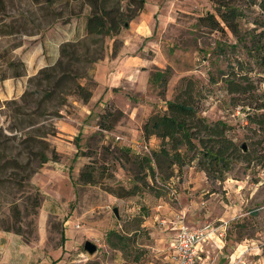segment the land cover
Here are the masks:
<instances>
[{"label":"rangeland","instance_id":"rangeland-1","mask_svg":"<svg viewBox=\"0 0 264 264\" xmlns=\"http://www.w3.org/2000/svg\"><path fill=\"white\" fill-rule=\"evenodd\" d=\"M2 1L0 34L14 31L18 34L1 37L0 49L21 40L23 36L19 33L33 32L34 16L35 24L42 23V29L58 19L55 13L41 17L46 11L35 10L28 0ZM145 4L143 11L118 36L89 46L90 57L99 60L74 68L83 78L80 82L91 83L96 90L97 67L107 59L112 64L111 72H121L118 89L108 93L101 90L102 96L91 105L73 96H61V90L43 99L60 74L68 72L58 69L46 85L32 82L27 93L33 94L24 100L20 97L0 101V150L6 148L9 156L26 166L24 170L10 168L5 162L8 157L0 156L1 166L6 164L0 170V235L28 240L39 237L38 221L43 214V232L45 237L52 238L50 244H57L55 237L63 235L71 243L76 240L75 248L84 251L83 243L90 241L97 251L93 255L84 251L92 259L86 264H112L120 262L121 256L104 245L106 233L111 229L122 230L141 206L148 210L143 224L154 221L158 214L155 208L162 203L168 208L167 215L163 213L162 217L177 226L218 227L226 223L219 254L224 259H220V264L235 254L239 246L248 250L247 264H264V133L250 123L248 115L254 114V110L233 106L223 82L232 71L229 65H233L236 82L247 87L244 80L248 79L256 102L264 105V59L250 39L252 36L260 39L261 53L264 52L262 13L257 6L244 7L240 29L245 41L237 44L231 34L225 37L196 26L197 17L214 11L210 0H148ZM234 44L236 48H230ZM80 51L78 56L86 55L83 49ZM167 68L170 76L166 89L149 82L152 73ZM182 78L196 81L194 99L198 113L209 122L225 123L226 135L237 146L238 155L247 157L233 162L223 180L208 178L193 164L182 169L171 188L156 185L162 193L159 199H154L146 189L128 199H113L111 195L109 198L105 187L118 184L127 187L134 175L132 167L119 158V149L139 153L146 143L137 137V131H142L152 114L165 110L166 101L173 99ZM235 96L241 98L244 94ZM83 104L90 113L82 109ZM76 121L85 124L88 132L75 140L76 153L62 156L56 151V143L63 139L59 128ZM100 123L107 130L100 128ZM158 144L155 139L148 147ZM41 151L50 160L39 166ZM87 164L94 166L99 183L78 182L79 173ZM114 208L118 218L112 212ZM150 227L147 225L136 234L134 248L144 251L137 264H164L161 249L166 240L152 236ZM16 229L17 234L13 232ZM203 246L210 259L218 256L213 242Z\"/></svg>","mask_w":264,"mask_h":264},{"label":"trees","instance_id":"trees-1","mask_svg":"<svg viewBox=\"0 0 264 264\" xmlns=\"http://www.w3.org/2000/svg\"><path fill=\"white\" fill-rule=\"evenodd\" d=\"M58 1L29 0L38 11H48ZM73 1L79 3V9L84 6L89 9V13L85 17V36L75 42L64 43L60 46L57 62L51 67L40 70L28 80L27 89L21 96L22 100L33 94L32 92L27 93L32 82L36 81V85L45 84L53 78V72L63 69L62 71L68 72L60 74L50 89L46 91L43 99H49L58 90H61V96H73L83 103H88L94 89L90 85L91 83L83 84L80 82L83 78L77 74V70L74 69L75 66L82 63L91 65L99 60V57H90L91 49L89 46L101 43L105 38L112 39L118 36L143 11L146 3V0ZM210 2L214 11L206 12L197 17V27L203 28L208 32L219 33L225 37L231 34L237 44L239 42L243 43L245 40L241 37L240 26L241 20L245 17L244 7L257 6L262 13L260 27L264 29V0H242V2H239V0H210ZM3 4L4 2L0 0V9L3 8ZM65 6L67 5L65 4ZM36 18H32L34 19L32 21L33 28H35L34 31L27 35L37 34L40 31L41 25L39 24V26L34 22ZM68 20L66 19L63 22ZM16 33L18 34V31L5 32L0 34V37L16 35ZM20 35H23V33H19ZM250 39L256 45V51L264 59V52L262 51L261 53L262 46L259 43L261 40L257 39L256 36H252ZM16 45H11L0 51V81L8 77L18 78L25 73L23 63L11 57V51ZM221 46L219 44L220 52L223 51ZM230 48H236V44L230 45ZM81 49L85 51L86 55H81L80 57L78 54ZM229 66L232 71L230 75L227 76L226 74L227 77L223 82L227 93L231 96V103L234 107L241 106L243 109L250 108L254 110V114L248 115V118H251L250 123L255 125V130L264 133V112L262 111L264 110V105L256 102L248 79L244 80L246 85H248L247 87H243L242 84L236 82L234 66ZM82 76L85 77V74ZM169 76L170 71L168 68L156 70L150 75L149 82L154 85L159 84L163 89H166ZM212 82L217 83L213 78ZM62 83L67 84L64 85ZM195 85L196 81L182 78L176 88L173 99L166 101L165 110L152 114L146 120L142 127V138L147 145L144 144L139 153H134L129 148L119 149V158L124 163L129 164L134 171L133 179L129 181L127 187L121 184L105 187L104 191L107 194L117 199H128L138 196L146 189L148 193L153 195L154 199H159L162 193L157 191L156 185L160 184L164 188H171L174 183L173 180L178 178L182 169L187 166L195 164L196 168L204 172L208 178L223 180L225 174L231 169L233 162L239 161L238 159L242 158V156L243 158L247 157V155H238L237 146L226 135L228 127L225 123L222 121L209 122L198 113L194 99ZM237 94H244V96L239 98L235 96ZM99 126L103 130H107L103 124L100 123ZM152 138L159 141V144L153 148L148 147V140ZM27 140L23 141V143L25 144ZM37 143L41 142L37 141ZM38 155L40 156L39 166L50 160L43 151L39 152ZM0 156L8 157L5 162L10 168L18 167L23 170L26 168V166H21L15 158L9 156L7 149L4 147L0 150ZM6 164L2 166L0 164V170ZM95 171L92 164L85 165L79 173L78 182L84 185L99 183L96 180ZM28 175L30 176V173L25 176L24 180L29 177ZM14 210H16V207H14ZM147 215V208L141 206L139 212L130 218L122 230L111 229L106 233L105 238H103L104 245L121 256L120 262L112 264H137L142 259L143 249L134 248V244L136 242V234L144 228L143 223ZM13 232L17 234L19 230L16 229Z\"/></svg>","mask_w":264,"mask_h":264},{"label":"crops","instance_id":"crops-1","mask_svg":"<svg viewBox=\"0 0 264 264\" xmlns=\"http://www.w3.org/2000/svg\"><path fill=\"white\" fill-rule=\"evenodd\" d=\"M146 3H148V0H146ZM65 4L67 6H65ZM31 6L37 10L32 4ZM156 7H158V5H156ZM51 13H55V16L58 18L52 25H49L46 29H42V23H40L41 29L37 34L20 35L21 37L23 36L21 40L7 44L0 49L1 51L6 47L17 44L11 51V57L12 59L22 62L25 69V73L21 77H8L0 81L1 102L20 98L27 89L28 80L30 78L34 77L40 70L51 67L57 62L59 58V49L62 44L75 42L85 36V17L89 13L87 7L84 6L82 9H79V3L76 1L59 0L54 3V6L49 9L47 13H42L43 15H41V17L47 18ZM66 19L69 20L63 22ZM44 22L47 23L46 21ZM133 62L135 61H132V63ZM111 65L112 64L108 63L107 59L98 65L99 67H97L96 71L98 72L96 77L98 86L96 90L93 91L92 97L87 105H91L98 101L102 96L100 95L101 90H103L102 93H108L109 91L118 89L119 84H121V79L118 78L121 76V72L115 70L114 72L112 71V73L110 69ZM135 69L137 70L139 68ZM101 72L102 74H100ZM108 73H110L109 76H107ZM87 105L83 104L82 109L90 113ZM59 130L62 133L63 139L58 140L56 143V151L62 156L70 152L73 155V153H76L75 140L79 136H83L87 133L88 127L76 121L68 127H60ZM137 134V137L143 141L142 131L138 130ZM153 142H155L154 138L148 140V144H153ZM66 144L69 147H67ZM108 196L112 198L110 195ZM155 211H157L158 214L156 218H154V221L147 222L143 226H151L150 230L152 236L163 237V240H166V245L163 244L161 250H163V255L165 256L164 264H171L169 261V247L176 237L179 226L173 223L172 220H167L165 217H162V214H166L168 211L165 204L163 205L161 203L158 205ZM38 225L39 237H32L29 240L24 237H10L5 234L0 235V264H86V262L91 259L85 255L84 252L75 248L76 240L71 243L66 237H55L59 244L58 242L57 244L56 242H53V245L50 244L52 243V238L45 237L43 232V227L45 226V217L43 214H40ZM189 227L197 228L195 226ZM99 238L102 239V237H95L94 239ZM213 243L218 250V256L216 255L215 258L210 259L208 253L204 250L205 247L202 246L198 254L202 263L208 261L219 262L221 258L224 259V257H219L223 249L222 244L218 245L216 242ZM49 245H52V248H49ZM17 260L20 262H17Z\"/></svg>","mask_w":264,"mask_h":264},{"label":"built area","instance_id":"built-area-1","mask_svg":"<svg viewBox=\"0 0 264 264\" xmlns=\"http://www.w3.org/2000/svg\"><path fill=\"white\" fill-rule=\"evenodd\" d=\"M147 151L146 148H144ZM226 223L218 227L205 225L203 227L192 228L185 224H180L176 237L169 247V261L171 264H220L215 261L202 263L199 258L200 247L210 242H224ZM227 258L224 264H247L245 254L247 249H240Z\"/></svg>","mask_w":264,"mask_h":264},{"label":"water","instance_id":"water-1","mask_svg":"<svg viewBox=\"0 0 264 264\" xmlns=\"http://www.w3.org/2000/svg\"><path fill=\"white\" fill-rule=\"evenodd\" d=\"M243 152H245V148H244V147H243ZM112 212H113L114 216H115L116 218H118V211H117V209L114 208V209L112 210ZM83 250H84L88 255H93V254H95L96 251H97V246H96L94 243L90 242V241H85V242L83 243Z\"/></svg>","mask_w":264,"mask_h":264}]
</instances>
